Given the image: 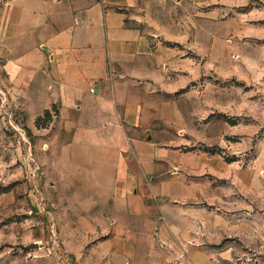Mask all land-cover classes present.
<instances>
[{
	"label": "rangeland",
	"instance_id": "1",
	"mask_svg": "<svg viewBox=\"0 0 264 264\" xmlns=\"http://www.w3.org/2000/svg\"><path fill=\"white\" fill-rule=\"evenodd\" d=\"M138 8L145 139L195 164L189 198L143 216L121 187L112 197L54 91L29 86L0 44V264H264V0Z\"/></svg>",
	"mask_w": 264,
	"mask_h": 264
},
{
	"label": "crops",
	"instance_id": "2",
	"mask_svg": "<svg viewBox=\"0 0 264 264\" xmlns=\"http://www.w3.org/2000/svg\"><path fill=\"white\" fill-rule=\"evenodd\" d=\"M139 5L140 0H0V44L11 49L13 71L27 74L29 86L54 91L50 101L59 103L67 127L78 128L76 139L91 151L84 154L98 153L97 165L106 174L100 179L107 180L112 197L121 187L127 206L146 216L157 197L189 198L195 164L178 148L145 139L143 74L150 71L143 68ZM138 181L141 198L130 192Z\"/></svg>",
	"mask_w": 264,
	"mask_h": 264
}]
</instances>
